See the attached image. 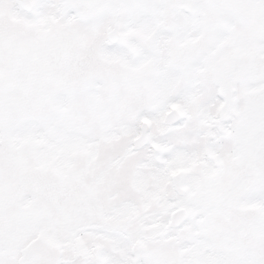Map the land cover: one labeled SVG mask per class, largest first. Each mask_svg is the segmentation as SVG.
<instances>
[{
    "label": "snow or ice",
    "instance_id": "snow-or-ice-1",
    "mask_svg": "<svg viewBox=\"0 0 264 264\" xmlns=\"http://www.w3.org/2000/svg\"><path fill=\"white\" fill-rule=\"evenodd\" d=\"M0 264H264V0H0Z\"/></svg>",
    "mask_w": 264,
    "mask_h": 264
}]
</instances>
